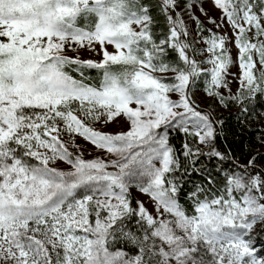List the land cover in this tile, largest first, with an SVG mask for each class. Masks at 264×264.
Masks as SVG:
<instances>
[{
	"label": "snow or ice",
	"instance_id": "1",
	"mask_svg": "<svg viewBox=\"0 0 264 264\" xmlns=\"http://www.w3.org/2000/svg\"><path fill=\"white\" fill-rule=\"evenodd\" d=\"M208 3L0 0V264H264V0Z\"/></svg>",
	"mask_w": 264,
	"mask_h": 264
},
{
	"label": "trees",
	"instance_id": "2",
	"mask_svg": "<svg viewBox=\"0 0 264 264\" xmlns=\"http://www.w3.org/2000/svg\"><path fill=\"white\" fill-rule=\"evenodd\" d=\"M258 115L264 121V102L258 100L255 105V110L248 117V120L243 125H238L235 116H227L225 119V135L228 138V143L237 145L247 152L251 147L256 150L259 146L257 143V131L261 128V123L258 122ZM264 233H258L257 240L264 247Z\"/></svg>",
	"mask_w": 264,
	"mask_h": 264
},
{
	"label": "rangeland",
	"instance_id": "3",
	"mask_svg": "<svg viewBox=\"0 0 264 264\" xmlns=\"http://www.w3.org/2000/svg\"><path fill=\"white\" fill-rule=\"evenodd\" d=\"M205 7L208 8L209 10H211V5L208 3V0H205ZM214 14H215V15H219L218 12H216V13H214ZM198 15H199V13H198ZM222 116H223V118H226L227 116H230V115H229V112H228V111H224V112L222 113ZM231 116H234V115H231ZM258 117H259L258 122L261 123V125H264L263 118H262L260 115H258ZM257 228H259V225H257ZM258 233H259V232H254V233H253V237H254V240H255V244H254V246H255V247H256V248H257L262 254H264V247H262V245H260V243H259L258 240H257ZM263 239H264V238H263Z\"/></svg>",
	"mask_w": 264,
	"mask_h": 264
}]
</instances>
